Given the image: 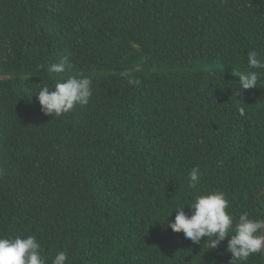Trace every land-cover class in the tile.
I'll list each match as a JSON object with an SVG mask.
<instances>
[{
    "label": "trees",
    "instance_id": "trees-1",
    "mask_svg": "<svg viewBox=\"0 0 264 264\" xmlns=\"http://www.w3.org/2000/svg\"><path fill=\"white\" fill-rule=\"evenodd\" d=\"M250 50L264 0H0V236L35 235L47 264H230L227 239L166 222L214 191L237 222L264 218V70L249 90L232 75ZM72 75L89 103L43 114L39 90Z\"/></svg>",
    "mask_w": 264,
    "mask_h": 264
},
{
    "label": "clouds",
    "instance_id": "clouds-1",
    "mask_svg": "<svg viewBox=\"0 0 264 264\" xmlns=\"http://www.w3.org/2000/svg\"><path fill=\"white\" fill-rule=\"evenodd\" d=\"M249 71H232L243 90L256 88L261 82L258 71L264 70V58L255 50L247 54ZM72 67L65 55L59 63L49 66L50 73H64ZM130 84H139L138 79H129ZM92 80L86 76L72 75L54 88L43 86L36 95L43 114L58 117L73 111L77 106L87 105L92 95ZM54 89V90H53ZM203 173L199 166L189 172V186L193 189L200 183ZM185 209H188L186 212ZM174 221L167 218L166 225L173 233H183L184 238L199 245L218 249L227 239V252L231 254L230 264H242L253 254H264V218L252 219L247 213L239 216L238 222L229 212V201L222 191L199 195L187 207L178 206ZM230 237V239H229ZM66 251H59L51 264H68ZM0 264H47L43 248L35 235L26 238L0 236Z\"/></svg>",
    "mask_w": 264,
    "mask_h": 264
},
{
    "label": "flooded vegetation",
    "instance_id": "flooded-vegetation-1",
    "mask_svg": "<svg viewBox=\"0 0 264 264\" xmlns=\"http://www.w3.org/2000/svg\"><path fill=\"white\" fill-rule=\"evenodd\" d=\"M263 231V230H262ZM263 256H264V254H263Z\"/></svg>",
    "mask_w": 264,
    "mask_h": 264
},
{
    "label": "water",
    "instance_id": "water-1",
    "mask_svg": "<svg viewBox=\"0 0 264 264\" xmlns=\"http://www.w3.org/2000/svg\"><path fill=\"white\" fill-rule=\"evenodd\" d=\"M264 231V230H263Z\"/></svg>",
    "mask_w": 264,
    "mask_h": 264
}]
</instances>
